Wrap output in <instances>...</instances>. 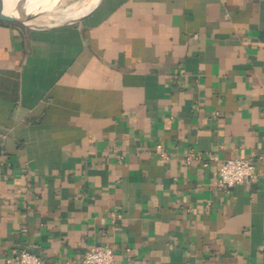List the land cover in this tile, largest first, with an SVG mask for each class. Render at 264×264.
<instances>
[{"label": "crops", "instance_id": "obj_1", "mask_svg": "<svg viewBox=\"0 0 264 264\" xmlns=\"http://www.w3.org/2000/svg\"><path fill=\"white\" fill-rule=\"evenodd\" d=\"M261 156L264 0L0 22V264L22 248L81 264L97 245L112 264H264ZM237 158L255 176L220 188Z\"/></svg>", "mask_w": 264, "mask_h": 264}, {"label": "built area", "instance_id": "obj_2", "mask_svg": "<svg viewBox=\"0 0 264 264\" xmlns=\"http://www.w3.org/2000/svg\"><path fill=\"white\" fill-rule=\"evenodd\" d=\"M163 156H167L166 152H161ZM194 159L203 158L194 153H189L186 156V161L189 163ZM216 159L215 155H210L203 165L207 166L212 160ZM263 160L264 157L261 156ZM256 173V164L251 159H229L222 163L218 170V185L220 188L230 189L240 184L245 180L252 179ZM115 258V251L108 246H92L88 248L82 257L81 264H112ZM11 264H42V259L36 253L22 248L13 251V254L8 258Z\"/></svg>", "mask_w": 264, "mask_h": 264}, {"label": "rangeland", "instance_id": "obj_3", "mask_svg": "<svg viewBox=\"0 0 264 264\" xmlns=\"http://www.w3.org/2000/svg\"><path fill=\"white\" fill-rule=\"evenodd\" d=\"M96 0H59L54 9H51L49 11L43 12L42 16L37 22L34 24L37 25H57V24H62L65 22L73 20V18H68L67 15L70 13L75 12V10L79 9L82 10L84 7H87V10L84 12L82 11L81 15L79 16L82 17L84 14L88 13L89 11L92 10L94 7V2ZM77 7V8H73ZM56 13V14H55ZM78 19V18H75ZM48 20V21H47ZM52 22V23H51Z\"/></svg>", "mask_w": 264, "mask_h": 264}, {"label": "bare ground", "instance_id": "obj_4", "mask_svg": "<svg viewBox=\"0 0 264 264\" xmlns=\"http://www.w3.org/2000/svg\"><path fill=\"white\" fill-rule=\"evenodd\" d=\"M58 1L59 0H25L24 5H23L25 7L24 16L31 17V19L29 20L28 23L34 24L35 22H37V20H39L41 17L44 16V15L42 16V13L49 11L51 9H54L55 5ZM97 2H98V0H96L94 2V5ZM17 5H19V0H5L4 10L7 13L14 12L15 14H17V12H16ZM73 8H77V7H73ZM85 10H87V7H84V9H82V10L77 9V10H75V12L68 14L67 17L73 18V20H75V18H79L82 11L84 12ZM19 16H20V14H19ZM71 21H72V19H71Z\"/></svg>", "mask_w": 264, "mask_h": 264}, {"label": "water", "instance_id": "obj_5", "mask_svg": "<svg viewBox=\"0 0 264 264\" xmlns=\"http://www.w3.org/2000/svg\"><path fill=\"white\" fill-rule=\"evenodd\" d=\"M4 2L5 0H0V22L18 23L29 28H38V27L46 26V25H37L33 23H28L31 17L24 16L25 7L23 5L25 0H19V5H17L16 8L17 14H15L14 12H9V13L5 12Z\"/></svg>", "mask_w": 264, "mask_h": 264}]
</instances>
